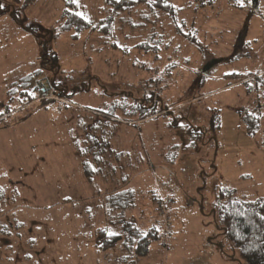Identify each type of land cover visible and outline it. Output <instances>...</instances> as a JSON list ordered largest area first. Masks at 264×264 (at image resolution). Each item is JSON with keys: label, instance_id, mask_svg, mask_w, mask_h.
<instances>
[{"label": "rangeland", "instance_id": "1", "mask_svg": "<svg viewBox=\"0 0 264 264\" xmlns=\"http://www.w3.org/2000/svg\"><path fill=\"white\" fill-rule=\"evenodd\" d=\"M76 2L94 27L113 16L112 33L53 39L63 0L0 17V264H247L218 199L264 200V128L245 132L256 97L234 80L264 74V0H169L174 18ZM106 181L132 192L87 201ZM123 223L99 251L93 236Z\"/></svg>", "mask_w": 264, "mask_h": 264}, {"label": "trees", "instance_id": "2", "mask_svg": "<svg viewBox=\"0 0 264 264\" xmlns=\"http://www.w3.org/2000/svg\"><path fill=\"white\" fill-rule=\"evenodd\" d=\"M40 0H0V17L9 15L17 18L18 14L15 9L10 6L15 4L21 9H28L38 4ZM65 3V11L63 13V24L60 28L52 31L53 39L59 33L74 31L72 36L77 40L83 32L98 30L104 35H110L113 31V16H107L97 27L93 23L86 20V18L79 14L78 4L76 0H63ZM7 2H11L9 5ZM110 13L114 11L118 13L128 12L138 5L144 4L150 9H157L161 12H166L167 15L172 14L174 18V8L169 0H106ZM144 50V48H141ZM43 56V55H42ZM262 72L250 76H234V80L238 81L240 85L244 84L246 88V96L256 97V104L250 106L245 112L241 111L242 126L245 132L250 136H257L264 128V74ZM246 78V79H245ZM42 92V91H41ZM165 115L170 110L164 109ZM163 111V112H164ZM160 112L150 110L141 113L140 120L153 117ZM1 120V119H0ZM264 145V141H263ZM85 173L88 179L92 178L93 172L85 167ZM228 198L222 193L219 206L221 217V224L227 239L239 247L242 258L247 264H264V200L263 199H239L233 196L232 191H227ZM123 196V195H122ZM120 196L123 200L124 197ZM228 199V200H226ZM133 222V221H130ZM121 233H110L107 229L99 230L97 233V246L101 252H108L114 250L120 243L124 241V237L128 235V228L132 229V223L121 225ZM142 236L145 232L139 231ZM159 237L156 230H149L139 241L136 247L138 256L145 257L149 253L148 244L156 241ZM147 245V247H146Z\"/></svg>", "mask_w": 264, "mask_h": 264}, {"label": "crops", "instance_id": "3", "mask_svg": "<svg viewBox=\"0 0 264 264\" xmlns=\"http://www.w3.org/2000/svg\"><path fill=\"white\" fill-rule=\"evenodd\" d=\"M85 165H86V163L83 164V172L85 174V178L87 179V183L90 186L91 185L92 186H95L96 185L95 184V180H97V179L94 178V176H93L94 174L92 175V178L91 179H88V177H87V175L85 173ZM88 169H90V168L88 167ZM106 183H107L106 185L103 184V187H102L103 188V191L102 190H99L98 193H89L86 190V192H85V195L87 196L86 197V200L87 201L88 200H90V201H92V200L96 201L100 196H106V197H108V199H111L109 202L113 203V202L116 201V196L117 197H120V196H122V193L123 192H127L125 190H123V191H118V189L117 190H113V187H111L112 183L110 181H106ZM130 190L131 189L129 188L127 193L132 192ZM125 196L126 195H123V197H125ZM95 236H96V240H97V234H95L93 237H95ZM96 245H97V242H96Z\"/></svg>", "mask_w": 264, "mask_h": 264}]
</instances>
